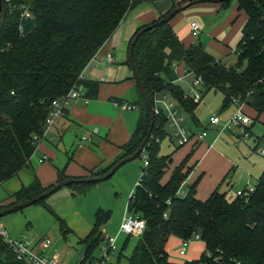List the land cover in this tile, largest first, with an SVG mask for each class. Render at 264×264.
Returning <instances> with one entry per match:
<instances>
[{
  "label": "trees",
  "instance_id": "trees-1",
  "mask_svg": "<svg viewBox=\"0 0 264 264\" xmlns=\"http://www.w3.org/2000/svg\"><path fill=\"white\" fill-rule=\"evenodd\" d=\"M156 1L159 0H5L6 15L0 27V187L28 166L36 151L33 136L42 132L54 100L75 85L83 86L89 98L98 97L100 83L81 80L80 75L131 10ZM197 1L183 0L179 7L192 6ZM229 2L222 3V8ZM237 3L238 10L246 14V22L233 67L217 60L200 41L185 47L170 22L139 38L135 62L153 107L156 97L169 94L198 124L196 109L201 101L196 103L186 97L174 83V64L182 63L188 72L202 79L206 92L214 90L224 96V109L235 99L257 113L255 122L264 114V7L259 0ZM151 25L139 29L135 37ZM139 96L135 105L140 117L130 140L121 147L122 156L107 169L93 171L91 177L108 174L120 160L138 151L149 135L151 114L140 90ZM167 124L163 113L156 115L151 139L143 152L148 155L149 166L143 169L144 175L129 198V210L147 222L129 264H179L170 261V238L187 240L196 233L206 250L200 259L182 264H264V174L254 192L237 195L232 201L218 190L201 201L196 198L195 186L185 196H179L188 176L184 172L186 161L162 184L171 163V157L160 154ZM65 180L69 179L60 170L58 182ZM93 185L69 187L73 195H78ZM52 187L45 188L36 179L13 197L11 205L31 200ZM9 206L0 203V211ZM108 217L99 210L91 232L81 240L87 260L94 258L104 240L101 227ZM58 220L66 237L70 230L63 219ZM0 264H25L1 235Z\"/></svg>",
  "mask_w": 264,
  "mask_h": 264
},
{
  "label": "crops",
  "instance_id": "crops-1",
  "mask_svg": "<svg viewBox=\"0 0 264 264\" xmlns=\"http://www.w3.org/2000/svg\"><path fill=\"white\" fill-rule=\"evenodd\" d=\"M182 1L159 0L149 2L138 6L127 14L112 37L101 47L83 72L87 81L100 83L98 97L91 99L84 91V95L89 99L88 103L81 99L69 102L65 116L56 121L50 137L38 145L28 166L21 170L15 178L1 186L5 193L3 195L7 197L0 201L1 205L13 204V197L36 179L40 181L43 187L48 188L59 183L60 170L65 171L68 179L90 178L93 171L107 169L120 159L123 154L121 147L130 140L140 117V112L134 115L130 111L114 106L115 101L136 104L140 98L139 88L129 64V51L133 38L139 29L159 21L175 7H179ZM201 4L204 3L188 6L187 9ZM203 8V11L212 10L207 6H203ZM220 10L221 8L218 6L215 12L219 15ZM195 13L202 14L204 12ZM192 23L198 22L192 20L190 23V36L198 42L192 34ZM170 25L179 37V14L170 21ZM179 39L185 47L194 44H186L183 39L180 37ZM236 50L237 48L230 50V53L225 57L216 59L227 67H233L238 61ZM109 54L115 58L113 63L107 61ZM234 109H236L235 105ZM244 109L253 119L257 117V113L250 107L244 106ZM223 122L225 123V120ZM205 129L208 131V135L203 142L198 145L192 142L181 146L179 152L174 156L175 159L171 157V163L165 172L162 184H166L174 170L186 161L184 172H188V176L185 180L184 190L187 191L195 186L196 198L201 201L207 200L217 190L226 194L228 198V191L232 187L237 188V195L239 191L256 187L258 180L264 174V163L258 159H253V155L248 153V149L246 151L248 160L241 162L239 155L231 152L237 146L235 138L231 134L220 135L219 128L211 127L209 120L202 130ZM93 133L96 134L91 137L90 141H82L83 136ZM196 133L198 132H192V134ZM260 141L263 140L257 138L254 151L262 147ZM263 149L261 148L260 151L262 152ZM44 157L47 159L41 163L40 160ZM70 196L76 195L66 191L57 198L58 200L59 198L69 199ZM73 215L78 217L79 212L75 210ZM68 221L72 222L70 219ZM88 229L89 227L81 230L79 235L82 239L91 232H88ZM101 230L102 232L105 231L104 229ZM172 239H176L181 245L182 240L180 238L171 237L170 240ZM169 242L167 245L168 253ZM201 243L203 244V254L206 246L203 241ZM53 254H58L65 264V256L62 252L57 251ZM201 256H192V260L188 261L198 260Z\"/></svg>",
  "mask_w": 264,
  "mask_h": 264
},
{
  "label": "rangeland",
  "instance_id": "rangeland-1",
  "mask_svg": "<svg viewBox=\"0 0 264 264\" xmlns=\"http://www.w3.org/2000/svg\"><path fill=\"white\" fill-rule=\"evenodd\" d=\"M203 6L210 7L212 10L203 11ZM218 6L221 8L219 15L215 12ZM200 11L204 13H195ZM5 15L6 12L3 10L0 13V27L4 22ZM192 20H197L200 26V42L204 45L207 52L219 59L229 54L230 50H235L238 47L241 40L242 28L246 22V14L238 10L237 0H231L225 8L216 3H204L199 6L190 7L179 14V37L186 44L196 42L190 36V23ZM199 40L197 38V41ZM192 78L190 77L179 83V86L188 95L191 94L190 91L193 87ZM198 91L202 97L196 109V116L199 120L198 125L190 115L184 113L182 110L180 111L179 107L180 116L184 118L183 125L189 136L194 131L202 132V129L212 115L219 114L222 119L224 118L223 121L225 120L226 123L231 119L235 110L233 104L222 110L224 96L220 92H215L214 90L206 92L204 87L198 88ZM130 112L137 115L139 110L136 109ZM165 128L167 136L160 144V154L175 159L174 156L179 152L181 146L178 139L174 136L173 128L169 124ZM226 134H231L235 138L237 146L231 152L239 155L241 162L248 160L246 158V151L248 149V153L253 155V159H258L261 163H264V155L260 151L261 148H264V114L250 126L247 137H241L240 130L235 127L232 131L225 132L222 135ZM257 138L263 140L261 141L262 147L254 151L253 148L255 147ZM141 156V158L133 160L118 169L108 180L91 186L84 194L70 196L69 199L59 198L58 200L57 197H60L64 192H73L71 187H65L43 202L3 216L0 218V226L14 240L29 239L37 241L48 237L53 241L51 248L48 250L49 256H53V253L59 251L65 256V264H80L85 249L81 243L82 237L79 234H81V230L84 228L89 227L88 232L91 231L96 222L97 212L104 210L109 214V217L102 224L101 228L105 230L107 237L117 238V250L112 259V264H129V259L140 238L121 234L120 227L125 212L128 210L129 198L138 184L144 169L146 154L143 153ZM236 193V187L230 188L228 200L232 201V198H237ZM3 194H5L3 187H0V201L7 198ZM47 206L52 208L54 213ZM75 210L79 212L78 217L73 215ZM58 217L66 221L70 230L66 237L61 231ZM68 218L72 222L68 221ZM102 245L103 243L100 244L94 256L99 255V248ZM180 248L179 241L176 239L170 240L169 257L172 262L180 263L192 260V256H201L203 252L201 241L194 239L189 244L186 256L180 255Z\"/></svg>",
  "mask_w": 264,
  "mask_h": 264
},
{
  "label": "built area",
  "instance_id": "built-area-1",
  "mask_svg": "<svg viewBox=\"0 0 264 264\" xmlns=\"http://www.w3.org/2000/svg\"><path fill=\"white\" fill-rule=\"evenodd\" d=\"M8 1V0H7ZM192 34L194 37L198 38L200 35V26L198 23H192ZM109 63H113L115 58L112 54H109L107 57ZM175 73L177 74V79L174 83L179 84L180 82L186 80L189 77H193V87L191 88L190 95L185 94L186 97L192 98L196 103L202 100V97L198 91V88L203 87V81L200 77H195L190 72L186 70L184 64L178 63L174 64ZM81 80H85L84 74L80 75ZM86 91L83 86L75 85L73 88L64 96L54 100L50 106V113L45 121L42 132L33 136V144L38 147L46 138L50 137L52 128L56 121L65 116L66 107L70 101L81 99L84 102L88 103L89 99L84 95ZM232 104L236 106V109L231 117L226 123H224L221 117L218 114H214L209 118V125L211 127H218L220 130V135L225 132L232 131L233 128L240 130L241 137H247L250 126L254 123V120L249 116L244 109V104H240L237 100H233ZM114 106L121 108L126 111H133L138 109L135 104H129L125 102H114ZM154 111L156 115L163 113L167 120L168 124L174 130V136L178 139L180 146L195 142L196 145L203 142L207 135L208 131L205 129L202 132L196 134H188L186 128L183 125V119L180 117L179 108L177 102L169 94H162L156 97ZM96 134H87L82 137V141H90L91 137ZM264 155V149L261 152ZM47 158L44 157L40 160L43 163ZM149 166L148 155L144 158V168L146 169ZM144 175V171L142 172ZM141 175V176H142ZM140 182V181H139ZM138 182V184H139ZM185 182L182 183L178 195L185 196L187 191L184 190ZM255 187H251L246 191H239L238 196L244 195L247 192H254ZM168 204L170 202L168 201ZM147 222L145 219L141 218L139 215L132 213L129 208L125 212L121 227L120 233L126 234L129 237L140 238L146 229ZM104 240L103 245L99 248V255L94 256V258L87 260L86 255L84 254L81 258L80 264H112V259L116 254L117 238L107 237L105 231H103ZM0 235L3 237L7 245L16 255V258L24 262L25 264H63L61 257L58 254L53 256L48 255V250L51 248L52 240L48 237L43 239L32 241L29 239H12L9 234L0 226ZM201 241V237L198 233L194 234L190 239L182 240L180 255L186 256L189 244L192 240ZM120 261V258H119Z\"/></svg>",
  "mask_w": 264,
  "mask_h": 264
},
{
  "label": "water",
  "instance_id": "water-1",
  "mask_svg": "<svg viewBox=\"0 0 264 264\" xmlns=\"http://www.w3.org/2000/svg\"><path fill=\"white\" fill-rule=\"evenodd\" d=\"M231 0H198L197 3H216V4H222V3H226L229 2ZM259 2L261 3V5L264 7V0H259ZM4 5H5V0H0V13L3 12L4 10ZM189 5L187 6H181V7H177L175 9H173L172 11H170L168 14H166L162 19H160L159 21H157L155 24L147 27L146 29H143L133 40L131 46H130V51H129V63H130V67L132 69L133 72V76L136 80V83L138 85V88L140 90L141 96L146 104V106L148 107L150 114H151V127H150V133L147 136V138L144 140L142 146L140 147V149L138 151H136L133 155L128 156L122 160H120L114 167L113 169L106 175L101 176V177H90V178H84V179H69V180H65L62 182H59L57 184L54 185V187H52L50 190H48L47 192L31 199L28 200L26 202L23 203H19V204H14L11 205L7 208H5L4 210L0 211V218H2L3 216H6L8 214H11L13 212H17L20 211L22 209H25L29 206H32L34 204H37L39 202H41L42 200H45L47 198H49L50 196H52L53 194L57 193L59 190L65 188V187H69L72 186L74 184H96L99 182H103L108 180L109 178H111L113 176V174L120 169L121 167H123L124 165H126L127 163L136 160L139 158V156L144 152L145 146L148 144V142L151 139L152 136V131L153 128L155 126V119H156V114L154 111V107L152 106L146 88L140 78V75L138 73L137 70V66H136V62H135V48L136 45L138 43L139 38L145 34L147 31L154 29L156 27L162 26L164 24L169 23L175 16H177L178 14H180L181 12H183L185 9L188 8Z\"/></svg>",
  "mask_w": 264,
  "mask_h": 264
}]
</instances>
